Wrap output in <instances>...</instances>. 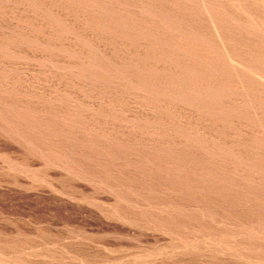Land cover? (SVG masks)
I'll return each mask as SVG.
<instances>
[{
    "label": "rangeland",
    "instance_id": "obj_1",
    "mask_svg": "<svg viewBox=\"0 0 264 264\" xmlns=\"http://www.w3.org/2000/svg\"><path fill=\"white\" fill-rule=\"evenodd\" d=\"M0 264H264V0H0Z\"/></svg>",
    "mask_w": 264,
    "mask_h": 264
}]
</instances>
